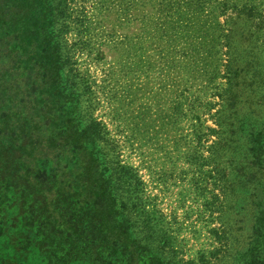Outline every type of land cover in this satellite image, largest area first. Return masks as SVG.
Listing matches in <instances>:
<instances>
[{"label":"rangeland","instance_id":"1","mask_svg":"<svg viewBox=\"0 0 264 264\" xmlns=\"http://www.w3.org/2000/svg\"><path fill=\"white\" fill-rule=\"evenodd\" d=\"M49 2L62 85L105 134L142 264H264V148L235 128L264 131V0ZM1 173L0 264H62L33 183Z\"/></svg>","mask_w":264,"mask_h":264},{"label":"trees","instance_id":"2","mask_svg":"<svg viewBox=\"0 0 264 264\" xmlns=\"http://www.w3.org/2000/svg\"><path fill=\"white\" fill-rule=\"evenodd\" d=\"M52 13L49 0H0L2 179L15 178L26 188L33 183L32 195L43 198L38 230L48 242L57 239L55 234L65 239L56 246L64 252L62 264H117L114 259L120 254L124 264H142L140 245L119 218L120 189L110 169L105 134L93 120L78 118L74 94L62 85L67 56ZM230 74L235 76L234 71ZM233 88L237 100L240 95ZM244 120L235 128L264 148V131L253 124L244 130ZM232 134L230 139L238 132ZM236 141L232 148L240 150ZM71 204L78 207L73 215L63 210ZM260 205L257 213L263 215ZM47 248L44 253L49 255L53 243Z\"/></svg>","mask_w":264,"mask_h":264}]
</instances>
